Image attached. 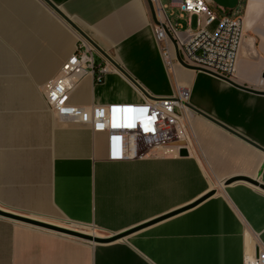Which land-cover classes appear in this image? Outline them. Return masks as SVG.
I'll use <instances>...</instances> for the list:
<instances>
[{
  "label": "crops",
  "instance_id": "1",
  "mask_svg": "<svg viewBox=\"0 0 264 264\" xmlns=\"http://www.w3.org/2000/svg\"><path fill=\"white\" fill-rule=\"evenodd\" d=\"M49 1L152 97H169L175 83L186 85L188 105L264 149V95L180 65L166 68L147 0ZM4 2L10 9L0 8V31L11 39L0 35L6 43L0 45L2 72L3 66L11 72L34 67L31 80L47 82L78 45H88L79 35L70 47L38 40L34 26H25L38 47L34 53L16 19L37 24V16L24 13L23 0ZM210 4L243 20L232 81L264 90V0H236L232 8ZM187 19L193 29L195 16L170 21L184 30ZM3 48L22 50L25 58L5 55ZM92 55L101 62L94 49ZM17 82L31 92L21 80L0 76V211L107 236L141 228L95 244L0 216V264H245L264 249V190L242 180L224 184L245 177L264 185L262 150L191 111L188 156L108 161L105 133L59 120L41 90L23 103H6L5 86ZM69 101L90 109L141 98L132 83L111 70L100 83L84 76ZM211 191L197 205L147 225Z\"/></svg>",
  "mask_w": 264,
  "mask_h": 264
},
{
  "label": "built area",
  "instance_id": "2",
  "mask_svg": "<svg viewBox=\"0 0 264 264\" xmlns=\"http://www.w3.org/2000/svg\"><path fill=\"white\" fill-rule=\"evenodd\" d=\"M149 1L159 22L153 26V34L166 68L179 65L169 34L183 63L232 80L243 34L240 15L216 12L210 0H169L179 18L195 16V27L191 29L187 19V28L181 30L170 21L161 0ZM111 70L116 71L104 58L101 62L94 59L91 46L78 45L41 87L48 110L61 121L89 125L93 132L105 133L108 161L179 158L181 150L188 156L191 110L186 106L190 97L186 85L175 83L169 97H152L132 84L141 98L138 103L94 105L90 109L70 103L71 91L84 76L91 74L100 83ZM245 264H264V249L245 258Z\"/></svg>",
  "mask_w": 264,
  "mask_h": 264
},
{
  "label": "water",
  "instance_id": "3",
  "mask_svg": "<svg viewBox=\"0 0 264 264\" xmlns=\"http://www.w3.org/2000/svg\"><path fill=\"white\" fill-rule=\"evenodd\" d=\"M51 11H53L54 13H56L73 31H75L89 46L92 47V49H94L95 51H97L102 58H104L112 67H114L116 69V71H118L120 74H122L130 83H132L134 86H136L137 88H139L140 90H142V88L140 87V85L138 83H136L123 69H121V67L108 55L106 54L103 50H101L75 23H73L66 15H64L53 3H51L49 0H41ZM214 4L218 5L221 8H232L234 7L236 0H211ZM148 3V7L152 16V19L154 21L155 24H158V20L154 11V7L153 4L147 0ZM168 38L170 39L173 48H174V54H175V59L178 62V64L185 69H189V70H193V71H198V72H202L205 74H208L214 78H217L219 80H222L224 82H226L227 84L253 93V94H258V95H264V90H256V89H252V88H248L245 86H241L236 84L234 81L230 80V79H226L220 76H217L209 71H206L204 69L198 68V67H193L190 65H187L185 63H183V61L181 60L176 44L175 42L172 40V38L169 36V34H167ZM264 78V76H263ZM191 111H193L194 113H196L197 115H200L206 119H208L209 121L213 122L214 124L218 125L219 127L223 128L224 130L228 131L229 133L243 139L244 141L250 143L252 146H254L255 148H258L260 150H262L264 152V149L262 147H259L253 143H251L250 141H248L247 139H244L243 137H241L240 135H238L236 132L232 131L231 129H229L228 127L222 125L221 123L215 121L214 119L210 118L209 116L205 115L204 113H202L201 111L195 109L194 107L190 106V105H186ZM180 157H186L187 156V152L185 150H181L179 153ZM245 181L248 182L254 186H257L258 188H260L261 190H264V185L249 179V178H245V177H234L231 179H228L224 182V184H230L231 182H235V181ZM214 192L211 191L209 193H207L206 195H204L203 197H201L200 199H198L197 201L193 202L192 204L186 206V207H182L174 212H171L169 214H166L158 219H155L149 223H147V225L153 224L155 222H158L164 218H167L169 216L178 214L182 211H185L195 205H197L198 203H200L202 200L206 199L207 197L211 196ZM0 216L2 217H6L15 221H18L20 223L23 224H27V225H31L37 228H41V229H45L54 233H58V234H62L65 236H69L78 240H82V241H86V242H90V243H95V244H107V243H111L114 242L116 240L122 239L125 236H127L128 234L138 230L141 228V226L135 227L133 229H130L128 231H124L122 233H115V234H110L108 236H93L91 234H87L85 232L82 231H78V230H74V229H69V228H64V227H60V226H55V225H51V224H46V223H42L33 219H29V218H24V217H20L17 215H13V214H9V213H5L0 211ZM144 226V225H143Z\"/></svg>",
  "mask_w": 264,
  "mask_h": 264
},
{
  "label": "rangeland",
  "instance_id": "4",
  "mask_svg": "<svg viewBox=\"0 0 264 264\" xmlns=\"http://www.w3.org/2000/svg\"><path fill=\"white\" fill-rule=\"evenodd\" d=\"M23 2H25L26 4V8L24 13L27 10H30L32 12V15L35 14V16H37L38 20H37V24H35L34 22H28L26 18L21 17L20 19H16V22L19 20L18 23V30H20L19 33H21V37L23 38H28L30 39V41L32 42V48H34L33 52L37 53V49L38 47H36L33 42L34 40L30 37V34L27 32V28L25 26H34V31L36 32V38L39 40V37L42 38H48L50 39L53 43H58V45H63L65 46L66 44L70 47L72 46V43L75 41L76 38H78V34L76 32H74L56 13H54L53 11H51L50 9L47 8V6L42 3V1L40 0H23ZM161 4L166 5L167 9L166 14L169 16L170 20L172 22H174L177 19V15H178V11L174 8H171L169 6V0H161ZM3 6V7H1ZM0 8H2L3 10H7L9 11L10 8H8V4L6 2H4V0H0ZM28 12V11H27ZM216 12H218L216 10ZM9 13V12H8ZM11 13V12H10ZM180 23H184V21L180 20ZM192 26H195V20L192 21ZM53 34V37L51 36V33ZM0 35L1 36H5V37H9L8 35H4L1 33L0 31ZM0 36V45H6V43H3L4 40L3 38ZM20 37V38H21ZM11 39V38H10ZM57 45V46H58ZM4 49V48H3ZM42 51L45 55L46 58V53L43 50H39ZM1 53L5 54V55H10L12 57H24L22 50L21 51H14L12 48H5L4 51L1 50ZM53 55L55 57L56 54V50H53ZM11 61V60H10ZM4 68V72H2V70L0 69V76H4L5 81L8 80H21V83L26 84V86L31 90L32 93L37 94L40 90L41 87L46 83V82H35L32 81L31 78L34 77L33 75V71H35L34 67H27V66H21V67H17V71L15 72H11L8 71L10 66H3ZM32 70V72H31ZM36 77L40 76L39 72H35ZM5 96V95H4ZM6 99V97H5ZM7 103V102H6ZM82 232H86V233H90L92 234V230H88V229H82ZM98 232V233H97ZM97 236H107L103 233H100L99 231H97Z\"/></svg>",
  "mask_w": 264,
  "mask_h": 264
},
{
  "label": "bare ground",
  "instance_id": "5",
  "mask_svg": "<svg viewBox=\"0 0 264 264\" xmlns=\"http://www.w3.org/2000/svg\"><path fill=\"white\" fill-rule=\"evenodd\" d=\"M24 86V87H23ZM20 85L18 82L16 84L9 83L5 86V97L7 103H12L13 101H19L23 103L31 98V92L27 91L25 85ZM24 89L26 92H24ZM92 230V229H91ZM86 233V232H85ZM93 236L97 235L95 231L91 232ZM89 234V233H87Z\"/></svg>",
  "mask_w": 264,
  "mask_h": 264
}]
</instances>
